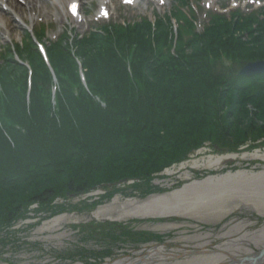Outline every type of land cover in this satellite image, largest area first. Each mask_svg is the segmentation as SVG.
<instances>
[{"label": "trees", "instance_id": "obj_1", "mask_svg": "<svg viewBox=\"0 0 264 264\" xmlns=\"http://www.w3.org/2000/svg\"><path fill=\"white\" fill-rule=\"evenodd\" d=\"M46 51L51 70L26 33L0 54L4 228L33 203L48 204L49 217L63 213L67 208L49 205L56 197L102 188L91 211L115 194L146 198L162 191L151 185L165 179L158 173L188 160L204 142L220 154L264 149V74L236 75L247 63L264 61V9L210 15L199 33L174 9L153 22L110 24L82 37L66 32ZM121 180L132 184L117 188ZM90 230L106 243L92 252L101 260L114 250L162 242L119 223H94Z\"/></svg>", "mask_w": 264, "mask_h": 264}, {"label": "rangeland", "instance_id": "obj_2", "mask_svg": "<svg viewBox=\"0 0 264 264\" xmlns=\"http://www.w3.org/2000/svg\"><path fill=\"white\" fill-rule=\"evenodd\" d=\"M185 1L188 3V9L193 10L194 17L196 19L195 27L198 31H200L207 23V14L209 12L223 13L222 9L227 7L225 13L234 9H239L242 13H246L249 11L250 6L253 7V9L264 6V0ZM79 2L81 9L80 18L79 20H73L66 15L65 10H61L60 7H57V5L53 4L50 0H48V9H42L41 11H37L35 13L29 12L28 8L23 3H20L19 0H11L9 5L10 8L16 7L17 11L18 8H21L22 13L17 15L11 10L16 18L15 19L11 13L0 9V50L2 46L6 44L9 45L11 42L19 43L21 41L23 29H25L24 26L27 27L32 25L33 27L37 28L40 24H42V27L45 29L46 38L53 40L64 29L72 30L78 34H83L91 27H98L101 24L107 22H122L124 20L130 22L139 18H148L149 20L153 21L154 16H162L174 10L175 7L180 6L178 5L179 0H163V5L151 0H138L133 6L122 5L120 1L110 0L107 5L108 10L110 11L109 17L102 19L98 15V12L101 8L100 0H79ZM182 9L188 13L187 8ZM42 45L46 47L45 42L42 43ZM259 124L262 125L263 123ZM170 140H172V138ZM250 152L251 151L242 150L241 154ZM189 155L191 157L190 160H201L202 158L206 159L208 156L216 157L217 155L226 156L231 154L228 152L220 154L218 150L215 151V148H212V144L210 142H204L201 148L195 150V152L190 153ZM238 156H240V154ZM258 164L264 163L261 161L241 160L237 158L234 160L228 159L223 161L218 168H212L209 170L199 168L192 171H203V173H200L201 177L208 173L204 171L219 172L218 175H209L219 177L220 175H225L228 171L235 172L239 170H249V172H251L250 170H252L253 172H257L260 169ZM178 168L179 166L167 170L173 172L171 175H168L163 171L158 173V176H166L167 179L161 178L151 181V185L162 190L152 194L170 193L174 190H177L173 189L177 185V182L182 183V186H184L193 180V176H191L190 179H184L182 172H179ZM213 172L211 173L213 174ZM131 184L132 182H128L124 185H118L117 183L116 187L123 189L127 188ZM104 193L105 191L100 188L88 194L80 196L73 195L70 198L56 197L50 201L49 205L51 206L55 205L67 208V210H65L63 213H60L59 215L67 214L78 219L76 222L61 224V228L56 231H44L42 233L37 232L39 227L44 225V223L52 221L55 217H49V212H47L46 207L48 204L39 205V203L31 204L24 213V217L11 221L10 224L7 225L8 227L4 228V226H2L3 224L0 225V264H111L120 258H136L137 252L131 249V247H125L123 251L119 252L113 249L114 253L110 260H101V258H94L92 256L93 251L100 252L106 248V243L100 242L97 235L92 234V230L90 229H92V227L94 228V223H111L92 219L89 216L92 212L90 210L92 206L91 204L95 201H98V196H101ZM116 195L123 197L121 194H115L114 196ZM84 204H87L88 207H85ZM69 206L70 208L68 209ZM71 207L75 209L72 210ZM239 212L234 213L239 215V217L235 216V221L241 220L242 217H247L251 222H254V225L245 229L246 231H255L264 224V221L261 222L260 218L255 219L253 215H251L245 209H242ZM169 222L180 221L177 219H170ZM162 223L156 219H132L126 222H119L120 225L122 224L133 232L156 234L162 238V242L153 241L151 242V245L144 248V254L152 246H165L166 252H171L177 249H184L191 253L195 252L193 250L195 246L194 244H184L175 241L177 237L193 234L194 229H189L190 231L184 234H181L180 231H186L188 229L186 227L175 231L162 232L159 229V225ZM205 227L213 228V226L210 225ZM205 227L198 228V231L200 233L209 231ZM84 229L85 231H83ZM216 232L217 231H214V233ZM239 234L231 235V241L238 238ZM168 237L171 239H167ZM230 239H217L216 241L212 242L210 246H208V249H214L215 246L227 242ZM167 241L170 242L167 243ZM108 246L112 247V245ZM252 249L254 254L258 253L260 250L256 249L255 247H252ZM141 250L139 249L137 251ZM242 258L243 257H240L239 259ZM229 262H231V260Z\"/></svg>", "mask_w": 264, "mask_h": 264}, {"label": "bare ground", "instance_id": "obj_3", "mask_svg": "<svg viewBox=\"0 0 264 264\" xmlns=\"http://www.w3.org/2000/svg\"><path fill=\"white\" fill-rule=\"evenodd\" d=\"M20 1L25 4L29 12H37L42 9H48L49 7L48 0ZM51 1L63 10H65V7H68L71 2V0ZM6 3L7 4H5L3 0H0L1 9L12 13L11 9H9V0H7ZM17 13H22V9L18 8ZM238 155L208 156L206 159L202 158L201 160H190L191 157H189V159L183 163L172 165V167L164 171V173L171 175L173 172L167 170L179 166L178 171L182 172L184 179H190V177L193 176V180H191L189 184L182 186L181 183L182 187L180 189L170 194L152 196L145 200H139L137 198L124 199L120 195H116L109 202L93 210L89 215L90 218L99 221L110 220L126 222L132 219H156L161 223L164 222L159 225V229L162 232L175 231L186 227L188 228L186 231H180L181 234H184L188 233L190 231L189 229H194L193 234L180 236L175 239V241L180 243L194 244V253L184 249L166 252L165 246H152L144 254V248L151 245V243H148L139 246V249H142L141 251H137L139 250L138 248L134 249V251L137 252L136 258H120L111 264H249L246 261H242V259L248 258L251 260V258L257 255V253L254 254L252 247L260 249L258 253L264 248V224L255 231H246L245 229L254 225V222H251L247 217H242L241 220L235 221V216L239 217V215L234 213H236L235 211H237V209L235 208H238L239 204H245L243 207H245V210H248L255 219L260 218L261 222L264 221V206L261 207L259 204H254L252 206L246 205L249 203V197L253 196L251 190L248 189L262 185L250 181L247 182V180H264V164H258L260 169L257 171L258 173L254 172L255 174L251 175V178H249L250 173H245L246 171L243 170H239L238 172L230 171V173L228 172L219 177L213 176L208 178L205 176L196 178L195 175L201 172L203 173V171H192L199 168L207 170L218 168L223 161L228 159L234 160L239 158L241 160L261 161L264 163V149H257L250 153ZM250 171L253 172L252 170ZM218 174L219 172H213V174L210 175ZM254 175L257 177H253ZM204 177L206 179H204ZM165 179H167L166 176ZM234 186L237 188H244V190L241 191L244 194L239 195L233 192L231 193L229 188L231 189ZM182 197L183 199L178 200ZM236 197H242L241 201H236ZM178 201L182 202L175 207L173 206V209L172 205H175ZM170 219H177L180 222H169ZM77 220L76 217L74 218L71 215H60L55 217L52 221L44 223V225L38 228L37 232L56 231L61 228V224L76 222ZM207 225L213 226V228L205 227ZM200 227H205L209 231L200 233L198 231ZM214 231L217 232L214 233ZM234 234H239V236L231 241L230 236ZM226 238L230 240L215 246L214 249H208V246H210L212 242L217 239L221 240ZM167 239L171 238L168 237ZM168 242L170 241H167V243ZM240 257L243 258L239 259ZM228 260H231V262ZM254 264H264V254Z\"/></svg>", "mask_w": 264, "mask_h": 264}, {"label": "water", "instance_id": "obj_4", "mask_svg": "<svg viewBox=\"0 0 264 264\" xmlns=\"http://www.w3.org/2000/svg\"><path fill=\"white\" fill-rule=\"evenodd\" d=\"M262 74H264V62L263 61H259V62L246 64L242 69H240L238 71L237 76L238 77H252V76H259V75H262ZM217 150L218 149L215 148V151H217ZM234 155L237 156V154H234ZM243 171H246L245 173H247V172L250 173L249 178H251V175L255 174L254 172H249V170H243ZM228 172L230 173V171H228ZM228 172H226V173H228ZM235 172H238V171H235ZM208 177H213V176H207L206 178H208ZM253 177H257V176L254 175ZM206 178H204V179H206ZM252 180L249 179V180H247V182L250 181V182L259 183V184H262V185L254 186V187L248 189V190H251V193H252L253 196L249 197L250 198L249 201H248L249 203L246 204V205L252 206L254 204H259L261 207H263L264 206V180H261V181H256V179H252ZM126 183H127L126 180H121V181L118 182V185H124ZM229 190H230L231 193L233 192L234 194H239V195H243L244 194V193L241 192V191L244 190V188H237L236 186H234L231 189L229 188ZM174 191H176V190H174ZM172 192H170V193H172ZM190 192H192V191H190ZM170 193H165V194H170ZM193 193H196V192H193ZM165 194H153V195H150V196H148V197H146L144 199H141V200H145V199L150 198L152 196H162V195H165ZM241 198L242 197H236L235 200L236 201H241ZM129 199H132V198H129ZM181 199H183V197L179 198L178 200H181ZM181 202L182 201L176 202V204L172 205V207L173 206L175 207L177 204H179ZM244 205L245 204H239L238 208H235V209H237V211H235V212H239V210L245 209V207H243ZM174 207H173V209H174ZM63 215H66V214H63ZM103 221L119 223V221H110V220H103ZM263 254H264V248H262V250L259 253H257V255H255L254 258H251V260L248 259V258H243L242 261H246L249 264H254L259 258H261L263 256Z\"/></svg>", "mask_w": 264, "mask_h": 264}, {"label": "snow or ice", "instance_id": "obj_5", "mask_svg": "<svg viewBox=\"0 0 264 264\" xmlns=\"http://www.w3.org/2000/svg\"><path fill=\"white\" fill-rule=\"evenodd\" d=\"M126 2H130V0H126ZM105 15H106V13H105Z\"/></svg>", "mask_w": 264, "mask_h": 264}]
</instances>
